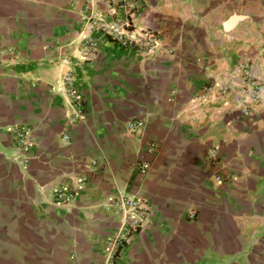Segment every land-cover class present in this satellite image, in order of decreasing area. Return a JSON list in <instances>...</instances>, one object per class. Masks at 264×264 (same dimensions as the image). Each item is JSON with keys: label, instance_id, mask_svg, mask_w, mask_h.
<instances>
[{"label": "crops", "instance_id": "obj_1", "mask_svg": "<svg viewBox=\"0 0 264 264\" xmlns=\"http://www.w3.org/2000/svg\"><path fill=\"white\" fill-rule=\"evenodd\" d=\"M125 17L158 51L95 30L85 58L88 19ZM240 60L264 77V0H0V264H264V103L243 114L214 94ZM131 119L142 125L128 132ZM15 129L30 139L24 166ZM81 177L66 205L50 201ZM119 194L148 211L109 259L122 217L106 205Z\"/></svg>", "mask_w": 264, "mask_h": 264}, {"label": "built area", "instance_id": "obj_2", "mask_svg": "<svg viewBox=\"0 0 264 264\" xmlns=\"http://www.w3.org/2000/svg\"><path fill=\"white\" fill-rule=\"evenodd\" d=\"M130 1L131 0H126ZM131 4L129 8H131ZM130 19L125 17L121 20L112 19L107 22L103 18H89L86 29L87 34L82 40L85 46L84 57L89 58L95 47L96 40L92 35L93 31L99 30L102 34L115 40L122 47L134 48L141 55H154L159 49V41L156 33L150 28H143L133 36L129 35L131 27ZM64 92L72 107L68 121L75 123L83 116V106L81 96L74 86L69 72H64L61 77ZM208 87H204L202 91H206ZM204 92L194 97L193 102L197 105L204 101ZM217 96H225L230 94L232 102L240 108L243 114H249L252 107L264 103V77H254L249 69L246 60H240L229 70V73L219 81L216 86ZM193 105V107L195 106ZM142 125L140 120H128L126 130L133 132ZM15 141V152L12 159L19 165L24 166L26 163L25 151L30 145V139L25 131L15 129L13 131ZM67 140L65 134L62 135ZM155 147V143L149 141L145 151L151 153ZM135 167L139 172H144L147 167L145 159H139ZM75 188H68L66 185L60 184L52 189L50 201L57 205H66L75 195L77 188L84 183V177ZM107 208L120 212L122 221L119 228L108 239V258L111 259L117 248H119L124 239L131 233L136 232L140 228L142 221L147 216V204L144 199L134 194H119L108 200ZM193 217V212L189 213Z\"/></svg>", "mask_w": 264, "mask_h": 264}, {"label": "water", "instance_id": "obj_3", "mask_svg": "<svg viewBox=\"0 0 264 264\" xmlns=\"http://www.w3.org/2000/svg\"><path fill=\"white\" fill-rule=\"evenodd\" d=\"M235 19H236V16L231 15L229 18H227L225 21H223V27L225 29L229 28L230 26H232Z\"/></svg>", "mask_w": 264, "mask_h": 264}, {"label": "rangeland", "instance_id": "obj_4", "mask_svg": "<svg viewBox=\"0 0 264 264\" xmlns=\"http://www.w3.org/2000/svg\"><path fill=\"white\" fill-rule=\"evenodd\" d=\"M236 63H237V62H236ZM236 63H235V64H236ZM235 64H234V65H235ZM232 66H233V65H232ZM215 95H216V94H215Z\"/></svg>", "mask_w": 264, "mask_h": 264}]
</instances>
